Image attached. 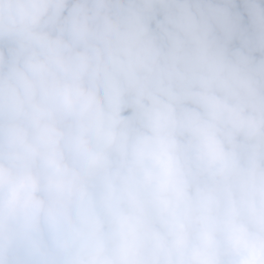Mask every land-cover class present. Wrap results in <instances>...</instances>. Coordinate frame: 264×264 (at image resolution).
Wrapping results in <instances>:
<instances>
[{"label":"clouds","instance_id":"clouds-1","mask_svg":"<svg viewBox=\"0 0 264 264\" xmlns=\"http://www.w3.org/2000/svg\"><path fill=\"white\" fill-rule=\"evenodd\" d=\"M0 264H264V0H0Z\"/></svg>","mask_w":264,"mask_h":264}]
</instances>
